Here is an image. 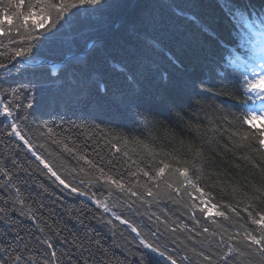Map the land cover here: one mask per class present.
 Here are the masks:
<instances>
[{"label":"snow or ice","instance_id":"snow-or-ice-1","mask_svg":"<svg viewBox=\"0 0 264 264\" xmlns=\"http://www.w3.org/2000/svg\"><path fill=\"white\" fill-rule=\"evenodd\" d=\"M216 5L239 26L246 51L205 55L206 70L198 57L191 71L168 55L181 79L169 90V74L160 75L163 104L155 107L143 101L147 52L116 60L81 19L102 16L110 0H0V264H264V0ZM188 19L224 48L212 22ZM146 48L159 51L161 42ZM209 94L231 103L206 106ZM71 98L86 108L124 103L122 114L146 129L167 120L180 135L129 139L95 117L66 120L58 109ZM229 159L259 177L235 202L214 191L230 183L221 167ZM161 203L179 215L152 210ZM241 219L247 226L234 230Z\"/></svg>","mask_w":264,"mask_h":264},{"label":"trees","instance_id":"trees-1","mask_svg":"<svg viewBox=\"0 0 264 264\" xmlns=\"http://www.w3.org/2000/svg\"><path fill=\"white\" fill-rule=\"evenodd\" d=\"M252 2L258 3V0H252ZM110 3L115 6L105 9L102 16L97 13L91 17H86L82 13L81 19L86 25L92 27V35H99L107 39V50L116 60L125 59V54L128 52H147L150 56L148 68L144 70V77L147 79L141 77V84L146 89L143 101L155 107H160L163 104L162 97L165 85L160 80V75L169 74V90L181 79L180 73L169 62L168 55L174 53L179 56L188 66V70L191 71V65L193 62H197L198 57L201 58L199 63L204 65L206 70L207 61L203 60L205 55L208 56L209 61H218L222 57H227L226 49L236 51L239 47L240 50L246 51L242 31L239 26L234 30L228 21L222 18L216 0H110ZM173 6L181 7L187 15L176 16ZM193 14L199 16L203 21L213 23L218 33L216 39L227 42L224 48H218L214 39L198 30L197 26L188 19V16ZM141 18L150 19L152 22L138 25L136 32L124 30L117 35H112L108 31V27L112 23L121 22L127 26L129 22ZM154 39L161 42V48L159 51L149 52L146 44ZM53 59L55 60L57 57L53 56ZM137 92L139 89L129 90V98H133ZM222 102L231 103L225 97L214 98L211 94L206 96L203 101L206 106L220 105ZM101 104L102 107L92 104L86 108L85 103H78L74 98H71L62 104L58 111L66 120L77 121L83 116L95 117L97 122L104 121L102 127L105 129H110L115 134L129 139L133 137L144 139L149 136L150 131L155 136H164L166 130L175 133L177 136L180 135V129L173 127L167 120L164 121L163 125H157L155 129L150 127L146 129L143 122L135 119L131 113L122 114L126 109L124 103L102 101ZM200 119L203 120L204 117L201 116ZM239 163H241L240 168H236L231 159L227 161L226 165L221 164V167L227 171V176L224 179L230 183L224 184L223 191L219 187L214 190L217 200L224 198L235 202V198L242 199V192L247 190L244 185L258 181L259 177L254 170L245 167L243 162ZM232 187L238 189L236 194H233ZM259 207H264V202H261ZM152 210L156 211L157 214H162L163 210H167L169 215H173V218L179 215L176 206L171 204L161 203L159 208ZM183 219L188 222L187 217H183ZM233 224L235 225L234 230L240 231L243 230L240 228L241 224L247 226L242 219L233 220ZM120 227L123 228V226ZM125 236L129 240L132 239L127 232H125ZM166 238L170 240L172 237L166 235ZM117 243H121V241L117 240ZM115 251L118 257L124 258L121 249ZM127 259L130 261L132 257L128 256Z\"/></svg>","mask_w":264,"mask_h":264}]
</instances>
